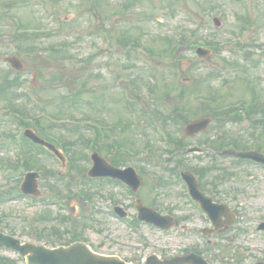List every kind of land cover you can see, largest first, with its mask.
I'll list each match as a JSON object with an SVG mask.
<instances>
[{
	"label": "rangeland",
	"instance_id": "1",
	"mask_svg": "<svg viewBox=\"0 0 264 264\" xmlns=\"http://www.w3.org/2000/svg\"><path fill=\"white\" fill-rule=\"evenodd\" d=\"M85 1L0 0V84L4 76L9 80L17 78L26 84L22 90L13 86L0 93V229L5 233H13L23 242L59 245L65 240L53 238L47 230L53 224L37 220L45 211L65 214V211L74 208L75 217L79 220V232L88 234L94 246L102 251L122 252L129 256L131 249L142 248L140 233L155 240L159 237L161 249L164 246L169 248L167 254L190 244L204 248V240L198 238L197 232L206 226L205 218L200 216L195 206L189 205L182 182L167 172L163 175L164 167L159 166L161 160L145 153L126 159L122 166L131 165L137 170L142 169L144 188L139 195L146 204L157 202L164 211L170 209L180 215L190 213L191 219L185 223L188 230L173 231L165 237L145 226H139L138 232L117 218L104 215L109 202L125 206L130 214L136 213L134 197L116 185H90L98 196H94L91 202L78 197L66 198L69 201L65 202V211L58 205L46 206L40 200L33 202L7 195L19 179V185L23 180L20 173L14 171V164L12 166V162L21 155L18 141L23 129H20L18 122L33 123L38 116H46L49 132L57 140L67 142L70 148L79 133L89 136V123L96 125L101 122L106 128L116 126L114 135L117 140H108V144L114 146L113 150H116L117 141L125 140L124 145L141 152L148 141L153 145L159 142L161 150L165 148L158 140L149 117L142 115V106L146 103L149 116L159 110H172L177 90L180 89L178 85L184 83V78H189V84H192L185 87L189 104L179 106L191 109L193 117L190 118L203 116V112L215 108L208 98L210 86H213L214 91H219L223 103L227 105L251 103L257 92L259 96L256 102L264 106V0H100L102 3L99 5L91 4V0H87L88 4ZM214 17L221 20L220 28L215 26ZM66 18L71 24H65ZM19 26L33 31L42 30L45 34L36 37L31 35L26 40L24 36L18 35ZM48 29H55L56 33L50 36V33L46 34ZM99 29L109 31L113 36L114 42L110 48H105L106 42L99 34ZM178 31L190 32L189 40L198 38L216 42L213 44H218L217 51H214L210 60L200 63L196 54L185 48L182 55L190 60L175 67L166 53L154 58L133 51L130 45L125 48L115 42L125 35L130 40H141L144 46L159 54L166 47V37ZM29 44L34 45L33 48L25 50ZM46 48H50L49 52ZM137 53H140L142 62L138 61ZM11 55H19L25 64L21 76H17L2 61L3 57ZM216 67L224 70L220 79L211 84L196 82L201 74ZM34 72L37 73V86L30 103L29 98L22 94L27 91V86L34 88ZM155 77L161 83L152 89L156 92H150L148 86L155 85ZM168 90L171 93L166 99L165 92ZM129 93L139 96L135 101L136 106H131L124 98ZM74 94L79 95L74 98ZM39 110H44V113L41 114ZM263 115L262 111L256 114L257 117ZM221 122L215 118L210 129L191 140L190 145L206 143L208 138L218 139L223 135L237 138L251 146L264 144V134L261 139L255 138L256 132L259 136L264 127L253 128L249 121L224 127ZM180 127L172 123L168 125V129L175 131L178 136L183 135L178 130ZM71 150L77 155L91 154L84 146ZM207 150L202 154H187L183 159L192 167L216 162L225 170L228 180L220 184L217 192H212L216 193L219 201L229 203L238 216L231 234L234 236L235 232L239 233L236 241L241 246L232 245L227 235L220 241V252L214 255L220 256L219 261H225L226 264L229 258L233 259V263L243 264L255 259L264 261V232L257 231L258 225L264 221V168L240 163L233 158L216 159L211 155V149ZM27 153L38 157L46 167V172L40 173V187L46 200L54 199L52 186L59 185L66 191V185L70 183L64 179L67 176H73V184H83L75 173L70 174L68 170L71 169L66 166L62 171L61 164L45 152L28 146ZM4 163H10L11 169L8 170ZM90 167V163L86 162L79 170L84 174ZM53 170L62 173L58 175ZM159 177L166 178L168 187H161ZM87 218L88 222L84 221ZM131 219L135 218L131 216ZM43 231L46 235H43ZM149 251L154 250L147 249V254ZM0 254H5L17 264H23L13 252Z\"/></svg>",
	"mask_w": 264,
	"mask_h": 264
},
{
	"label": "water",
	"instance_id": "2",
	"mask_svg": "<svg viewBox=\"0 0 264 264\" xmlns=\"http://www.w3.org/2000/svg\"><path fill=\"white\" fill-rule=\"evenodd\" d=\"M199 53L201 57L208 55V52L205 50H200ZM6 61H8L13 66V68L18 71H21L23 69V64L17 57L8 58ZM209 123H210L209 119H203L193 122L186 129L187 135L192 136L195 133L205 130L208 127ZM27 135L31 136L36 142L45 145L43 141L37 139L30 132H27ZM227 154H232V152H227ZM238 155L242 157H251L256 160L264 162L263 156L254 153L238 154ZM95 158L97 160V166L91 171L90 174L92 176L95 177L111 176L113 178H120L129 184H140L139 178L136 176L135 172L132 169H128L126 171L114 169L100 158L98 157ZM34 177L35 176L33 175L28 176V180L24 187V191L26 193L31 192L33 190L31 187L32 184H34L33 182ZM185 177L188 180V182L191 184L193 191L196 192L197 196L199 197L200 193L198 192L196 182H194V180L190 177V175H186ZM27 184L28 187H26ZM140 210L142 214L140 216L141 218L150 217L154 221L160 220L161 222L164 220L155 213L145 208L141 207ZM0 246L13 247L16 250H20L23 253V255H29V253H33L32 256L30 255L27 256L28 261L32 264H118L117 262L113 261L115 259L92 254L89 251H87L85 247L80 245L71 246L69 248H60L57 250H48L44 247H33L28 245L21 246L18 241L0 235ZM162 264H167V263H162Z\"/></svg>",
	"mask_w": 264,
	"mask_h": 264
},
{
	"label": "flooded vegetation",
	"instance_id": "3",
	"mask_svg": "<svg viewBox=\"0 0 264 264\" xmlns=\"http://www.w3.org/2000/svg\"><path fill=\"white\" fill-rule=\"evenodd\" d=\"M206 229H208L207 232L211 233L210 234L211 237H204L205 243H206V247L203 249L204 256L205 257L207 256V260H208L209 264H214L213 260L215 258H218V261L215 264H217V263L226 264L225 261L220 262L221 261L220 256L214 255L215 252H217L221 249L220 241L225 236V233H213L214 229H213V225L211 224L210 221H208V226ZM133 252L136 256H134L133 254L129 255V258L131 259L133 264H140V263L143 264L146 262L147 257L149 256V255L147 256L145 254V251H143V250H135ZM161 257L163 258L164 256H161ZM227 264H241V262L240 263H233V262L229 261Z\"/></svg>",
	"mask_w": 264,
	"mask_h": 264
},
{
	"label": "trees",
	"instance_id": "4",
	"mask_svg": "<svg viewBox=\"0 0 264 264\" xmlns=\"http://www.w3.org/2000/svg\"><path fill=\"white\" fill-rule=\"evenodd\" d=\"M182 41H184V40H182ZM179 46H181V44L178 43V44L176 45V47H179ZM227 113H228V112H227ZM231 114H232V113H228L227 115H231Z\"/></svg>",
	"mask_w": 264,
	"mask_h": 264
}]
</instances>
